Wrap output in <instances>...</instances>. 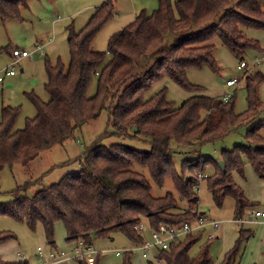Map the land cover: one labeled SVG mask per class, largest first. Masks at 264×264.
Wrapping results in <instances>:
<instances>
[{"label": "trees", "instance_id": "16d2710c", "mask_svg": "<svg viewBox=\"0 0 264 264\" xmlns=\"http://www.w3.org/2000/svg\"><path fill=\"white\" fill-rule=\"evenodd\" d=\"M27 2L0 0L1 19H21L20 9L26 7ZM158 2L157 10L142 11L133 23L113 35L108 51L102 53L93 49V42L115 16L114 0H104L83 30L76 32L72 26L69 28L71 61L68 68L60 60L53 66L44 56L48 77L45 91L50 100L43 102L35 94H28L37 114L27 120L25 129L14 130L20 113L18 108L2 110L0 171L16 165L28 166L45 151L72 138L79 127L97 120L104 110L108 112V125L113 129L105 135L141 140L149 147L105 146L95 142L85 151L78 172L66 175L58 183L41 186L32 195L28 193L30 183L11 192L14 200L0 204V216L25 222L32 230L42 224L50 248L56 249L57 223L63 224L67 243L82 240L92 245L93 236L104 238L123 232L137 245H142L146 239L135 227L141 225L143 219L148 221L151 230L195 220L201 215L194 208L199 200L195 190L198 188L196 176L200 173L195 174L210 164H215V173L206 180L218 207H223L227 197L233 198L237 218L256 206L246 199L233 174L243 176L245 160H248L256 174L264 178V121L247 132L246 144L222 152L225 171L212 159L185 161L183 170L193 174L187 181L174 171L175 151L171 144L201 146L223 140L243 127L264 108L258 97L264 75L245 70L248 110L243 115L236 114L234 98L224 102L193 97L175 109L166 99L165 89L150 98L146 95L164 77L185 90L197 89L187 80L186 72L192 67L209 66L219 71L212 44L215 38L244 62L247 51L259 50L260 45L248 39L243 29L264 30V10L258 0ZM185 31L189 33L181 36ZM168 35L173 37V42L164 46ZM107 56L110 57L108 62ZM142 59L147 65L137 72ZM95 79L97 92L91 97L89 90ZM133 128L137 131L133 132ZM136 167L146 169L159 186L170 177L189 208L179 209L177 199L170 192L160 198L153 197L148 179L143 172L135 170ZM206 230L172 243L167 251L158 252L156 258L167 264H214L209 243L201 246L196 257L189 256ZM251 237V230H241L236 245L226 253L222 264H236L243 244ZM11 240L16 237L0 233V244ZM132 254L133 251L125 252L123 264H132ZM0 264L29 262H6L0 258Z\"/></svg>", "mask_w": 264, "mask_h": 264}, {"label": "rangeland", "instance_id": "374dc122", "mask_svg": "<svg viewBox=\"0 0 264 264\" xmlns=\"http://www.w3.org/2000/svg\"><path fill=\"white\" fill-rule=\"evenodd\" d=\"M85 1L89 2V6L95 3L93 0H28L27 6L20 9L21 19L3 21L0 17V50L10 47L8 52L3 51L0 53V78L6 79L4 84L0 83V122L2 121V110L4 107L18 108L20 113L14 130L21 131L25 129L27 120L33 119L37 114L35 107L28 99V94H35L43 102L50 100L45 91V85L48 82L45 57L47 56L53 66L60 60L68 68L71 61L68 45L69 28L72 26L76 32H80L86 27L95 12V9L88 8L83 10L87 6ZM98 1L99 4L97 6L103 3V0ZM116 1L118 3L116 17L114 16L102 28L93 42V49L98 52L106 53L111 37L122 31L136 19L135 14L132 13L131 6L134 0ZM258 2L264 10V0H258ZM124 4L127 5L125 6ZM243 31L248 39L258 42L260 45L259 50L257 48L249 49L244 56V60L252 66L254 70L252 72H260L264 75V63L260 67H253V61L264 58V30L246 28ZM188 33V31H185L181 33V36H186ZM51 38H54V42L45 47L44 45ZM172 42L173 37L168 35L165 37L164 46H169ZM212 44L215 48L214 58L219 71H215L209 66H204L202 68L192 67L186 72L188 82L197 89L185 90L169 77H164L151 88L146 97L155 96L165 89L166 99L172 103L175 109H179L193 97L217 100L229 95L231 99L234 98L236 114L243 115L248 110L245 83L246 72L238 68L241 64L240 59L218 38H215ZM38 45L44 47L43 53L46 56L41 57L36 54L33 61L22 60L14 66L17 76L15 78H6L5 71L14 63L11 48H22L32 52ZM109 59L110 57L107 56L106 61L108 62ZM146 65L145 59H142L137 72L142 71ZM234 78L239 79L240 82L235 87L228 88L227 82ZM96 92L97 81L95 79L90 87L89 96H94ZM258 97L264 106V83L259 87ZM108 120V112L104 110L97 120L79 127L72 138L63 144L56 145L51 150L45 151L28 166L5 167L0 171V204L13 201L14 196H12L11 192L26 183L32 185L28 190V193L32 195L41 186H50L58 183L66 175L78 172L81 168L85 151L95 142L105 146L126 144L140 149L149 148L147 143L141 140H129L117 135H105L106 131L109 133L113 132L112 127L108 125ZM262 121H264V108L261 109L256 117L223 140L191 147H179L172 142L171 147L175 151L173 157L174 171L187 181L193 174L183 170L185 161L192 162L200 158L203 160L212 159L219 165V162L222 161V152L232 151L236 146L246 144L245 137L247 132ZM262 134L264 135V130ZM245 163L244 175L240 176L234 173V181L244 192L246 199H250V203L256 205L253 208L264 210V178L256 174L248 160H245ZM214 168L215 164H210L195 175L200 173L199 175L211 178L215 173ZM135 170L145 174L151 185L153 197L160 198L170 192L177 199L179 209L189 208L188 202L181 199L170 177L165 178L162 186H159L152 180L146 169L136 167ZM195 192L199 199L197 205L194 206L196 212L203 214L207 220L219 221L220 227L214 232L216 238L211 242H208L207 237L212 232L207 229L200 242L191 249L189 256L191 258L196 257L201 246L209 243L212 261L214 264H222L226 253L236 245L241 230H251L261 226L256 224H236L234 221L236 218L235 200L227 197L224 200L223 207H218L214 202L213 193L209 189L208 180L202 181ZM249 210H245V217H247ZM141 225L145 229L142 235L147 241H151L152 230L148 221L143 219ZM57 229L64 230L63 224L57 223L55 232ZM262 230L264 233L263 228ZM0 233L12 234L16 237V240L2 243L4 244L2 246L0 245V258L6 262L18 261L14 259H19L18 255H22L30 259L32 263H35L37 249L42 248L44 251L49 249L42 224H38L36 229L32 230L25 222L0 216ZM92 242L95 250H98L101 254L99 255L101 257L98 264H123L126 251H133L132 264H154V262L143 258L142 253L138 251L141 246L130 240L123 232H115L111 236L104 238L93 236ZM248 249L249 241L243 244L236 264H264V247L256 261L249 257V261L246 258V261L242 262V259L248 255ZM118 251L121 252L119 255L117 254ZM155 253L154 251L153 255Z\"/></svg>", "mask_w": 264, "mask_h": 264}, {"label": "built area", "instance_id": "2783aa9c", "mask_svg": "<svg viewBox=\"0 0 264 264\" xmlns=\"http://www.w3.org/2000/svg\"><path fill=\"white\" fill-rule=\"evenodd\" d=\"M43 46L38 45L34 49V51H28L21 48H13L12 50V58L14 59V63L5 71L6 77H14L16 76L15 65L18 64L22 60H31L35 59V55L39 54L41 57L44 56ZM264 63V58L256 59L253 61V67H260ZM240 70H248L252 71L253 68L245 61L242 62L239 66ZM4 78H0V82L2 83ZM240 82L239 79H232L227 82V86L233 87L236 86ZM230 96H225L222 98L224 102H228ZM207 177L203 175H198L196 180L198 181L197 187L200 183L206 180ZM235 223L238 225H259L264 229V211L258 209H250L247 217H237L235 219ZM220 227L219 221H210L204 218L203 215L198 216L193 221H186L179 226H171V225H161L158 229L152 230L151 233V241L145 240V242L140 245L141 247L138 249L142 253V256L146 260L152 259L155 264H167L165 261L158 260L155 255L160 251H167L170 248V245L174 242L179 241L185 236L202 231L204 229L211 230V234L208 235V240H214L216 235L214 232ZM135 230L140 232L141 234L145 232L143 225H137ZM76 248L74 250V254L72 259H78L84 262L85 264H97V257L99 252L95 250L93 245L86 244L84 241L80 240L75 242ZM156 252L153 255V252ZM121 252L118 251L119 255ZM152 257V258H151ZM37 258L41 264H61L62 261L69 259L68 254L65 251L57 250L54 248H50L49 251H44L42 248L37 249Z\"/></svg>", "mask_w": 264, "mask_h": 264}, {"label": "crops", "instance_id": "0c3cea01", "mask_svg": "<svg viewBox=\"0 0 264 264\" xmlns=\"http://www.w3.org/2000/svg\"><path fill=\"white\" fill-rule=\"evenodd\" d=\"M93 1L95 3H94V5H91V6H89L90 4H89L88 1H85L87 3V6L83 10H86L88 8L89 9H95L96 10V8L100 7V5L103 4V3H101L99 6H97V4H99V1L98 0H93ZM103 2H104V0H103ZM114 2H115V14H116V10L118 8V6H117L118 3H117L116 0H114ZM124 5L126 6L127 4H124ZM131 6H132V13L135 14V18H136L142 11H147L148 13H152L155 10H157L158 7H159V2H158V0H137V1L134 0L131 3ZM115 17H116V15H115ZM53 42H54V38H51L48 41V43L46 45H44V46L45 47L46 46H49ZM22 72H23V69H22ZM16 76H17V74H16ZM16 76H14V77H6V78H15ZM234 79H236V78H234ZM5 80L2 83L1 82L0 83L1 84H4L5 83ZM230 80H232V79H230ZM227 87L228 88H233L235 86H233V87L227 86ZM248 200L251 201L250 199H248ZM255 209H257V208H255ZM258 210H260V209H258ZM201 215H203V214H201ZM235 219H234V221H235ZM63 228H64V226H63ZM251 231H252V237L249 239L248 255L242 259V262H245L246 261V258L249 261V257H251V259L253 258V260L256 261L257 257L260 255V253L262 252V249L264 247V233H263L262 228L261 227L254 228V229H251ZM259 237H260V239L258 240ZM66 238H67V235H66L65 229L64 230H61V229H57L56 230V232H55L56 249L57 250H61V251H65L68 254V256H69V259H66V260L62 261L61 264H76V263H78V264H85L81 260L72 259V256L74 254V250L76 248V244L75 243H67ZM253 238H255V240H253ZM207 239H208V237H207ZM0 245L2 246L4 244H0ZM60 246H62V247H60ZM49 250H50V247H49L48 251ZM99 255H101V254L99 253ZM99 255L97 257V264L99 263V258L101 257V256L99 257ZM18 257H20V258L19 259H14V260H26V261L29 262V264H41L40 261L37 258V254H36V262L35 263H32V261L30 259H28L26 256L18 255ZM155 257H157V254L155 255Z\"/></svg>", "mask_w": 264, "mask_h": 264}, {"label": "water", "instance_id": "95a60500", "mask_svg": "<svg viewBox=\"0 0 264 264\" xmlns=\"http://www.w3.org/2000/svg\"><path fill=\"white\" fill-rule=\"evenodd\" d=\"M132 131H133V132H136V131H137V128H133ZM219 166H220V168L222 169V171H225V167H224V163H223V161H220V162H219Z\"/></svg>", "mask_w": 264, "mask_h": 264}]
</instances>
